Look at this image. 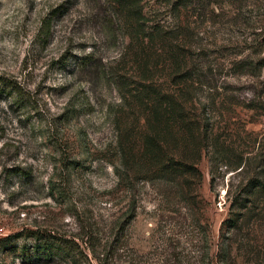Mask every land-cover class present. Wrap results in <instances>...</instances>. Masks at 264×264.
<instances>
[{
  "label": "rangeland",
  "instance_id": "374dc122",
  "mask_svg": "<svg viewBox=\"0 0 264 264\" xmlns=\"http://www.w3.org/2000/svg\"><path fill=\"white\" fill-rule=\"evenodd\" d=\"M141 4L180 70L138 75L125 13L107 0H0V264H30L34 231L83 251L35 264H98L82 241L90 227L96 246L126 234L143 264H179L180 253L183 264H264V0ZM151 78L189 102L213 144L181 186L147 162Z\"/></svg>",
  "mask_w": 264,
  "mask_h": 264
},
{
  "label": "trees",
  "instance_id": "16d2710c",
  "mask_svg": "<svg viewBox=\"0 0 264 264\" xmlns=\"http://www.w3.org/2000/svg\"><path fill=\"white\" fill-rule=\"evenodd\" d=\"M142 1L107 0V2H110L114 7L120 8L125 13V30L123 34L129 39L127 44L128 52H133L136 49L137 74L142 77H149L153 69L159 70L161 63L164 64V68L167 65H172V67L173 65H177L176 68L180 70L181 61L176 60L171 63V59L174 56L169 47L165 45V37L160 39L155 37L161 34V28L154 26L156 28L154 30L155 28L152 26L151 30L146 29L145 22L143 21L145 16L141 4ZM181 5H186V0H176V8H180ZM43 30L45 34L50 33L47 23L44 25ZM154 41L155 43L160 42L159 45H155ZM155 51L158 57L156 63L153 62ZM91 62L90 59L81 58L78 65L87 66ZM259 66H264V60L259 63ZM189 70L186 73L192 76V71ZM103 72L107 73L106 71ZM152 82L153 79L151 78L149 85L144 84L142 90L149 100L154 95L155 102L157 103L154 107H149V114L146 116L147 124L150 127V131L144 141L145 151L149 154L147 162L154 163L159 170H168L172 175L169 181L177 186H181L183 177L201 175V171L198 168L199 160L205 150L213 147V144L209 141L207 126H203L201 121L193 120L190 116L188 117L186 110L189 107V102L180 100L168 91L156 90ZM12 88L14 89L13 91L18 92L16 85L13 84ZM157 92L158 95L156 94ZM158 103L162 105L160 108L162 112L158 111ZM165 155L166 158L164 157ZM238 168H240V165L235 167V169ZM263 183V180H259L258 184ZM231 209H234V204L231 205ZM137 211V207L134 205L130 212V222L137 217ZM241 214L244 215V212ZM235 215L236 213L232 212L231 216L222 222L221 230L223 231V236L229 233V228L232 227L233 222L237 221L235 220ZM129 224L122 226V230L126 231ZM224 226L228 227L227 230ZM95 234L96 231L92 227L88 228L85 234L88 238H82V241L86 245V248L92 252L98 264H143L142 258L144 256L147 258L146 255L139 254L134 250L131 253L128 252L129 240L125 237L126 234L116 235L114 238L100 243L99 246L95 245ZM31 235L34 238L32 248L35 254H30L28 258V263L30 264H35L37 261H41V259L53 260L62 258L66 261L68 259L76 261L78 252L82 251L79 243L76 244L75 241H71L64 236L40 231H34ZM11 237H18V235L12 234L4 239L8 240ZM218 255L220 258L224 257L223 247L220 248ZM176 258L179 264H183L185 259L188 258V254L180 253L175 256Z\"/></svg>",
  "mask_w": 264,
  "mask_h": 264
}]
</instances>
